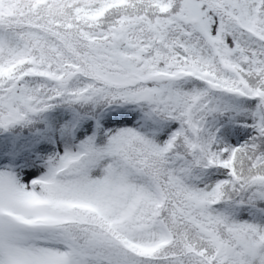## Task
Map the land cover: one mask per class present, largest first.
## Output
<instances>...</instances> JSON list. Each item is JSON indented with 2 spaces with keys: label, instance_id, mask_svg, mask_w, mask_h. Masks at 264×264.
<instances>
[{
  "label": "snow or ice",
  "instance_id": "obj_1",
  "mask_svg": "<svg viewBox=\"0 0 264 264\" xmlns=\"http://www.w3.org/2000/svg\"><path fill=\"white\" fill-rule=\"evenodd\" d=\"M0 264H264V0H0Z\"/></svg>",
  "mask_w": 264,
  "mask_h": 264
}]
</instances>
